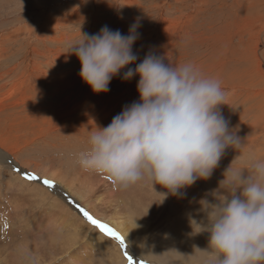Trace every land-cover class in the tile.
Instances as JSON below:
<instances>
[{
  "label": "rangeland",
  "instance_id": "374dc122",
  "mask_svg": "<svg viewBox=\"0 0 264 264\" xmlns=\"http://www.w3.org/2000/svg\"><path fill=\"white\" fill-rule=\"evenodd\" d=\"M101 1L102 0H0V35H2V37H0L2 44H0L4 47H10L12 51H19L13 56L14 61L12 63L4 64L0 60V72L4 71L15 75L14 80H10L9 78L5 80L6 88L0 91V99L5 98L9 92L14 94L12 88H16L14 86L16 80L19 77L21 81L23 72L28 68L24 70L25 63H29L32 66L36 64L32 52L33 48L41 45L39 49L43 52H47L42 44L37 41V35L36 37L31 36L33 40L30 42L26 41L27 36L25 37L24 35L23 37L12 38L10 32L20 33V30H27L31 25L32 27H40L42 22L45 21L44 18L50 16V14H52V16L53 14L54 16H61L60 19L64 22L67 18L74 19L75 17L73 16L76 14L78 17H86L89 15L87 19L90 22H94V19H97L96 31L91 27L94 23L90 25V23L87 24L86 22V26L83 27V29H86L90 26L89 35L98 33L105 25L112 30H119L123 35H127L130 25L134 22H138L141 27L139 26L137 31L140 34L139 39L142 41L137 46L138 49L135 45L132 46V50H134L133 53L137 55L138 59L135 63L127 65L121 70L119 75L110 81L109 89L113 90L117 95L113 107L105 105V109H103V107L97 108L101 110L107 109L105 112L110 114L106 116L104 120L108 122L107 125L110 124L115 115L121 112L125 105L139 100V94L137 93L135 95L133 90L134 87L137 86L139 76L135 75L130 80L125 81L121 79L123 73L127 71L128 68L134 69L136 64H139L144 59L146 54L152 53L164 57L163 62L165 64H168L169 60L174 65L187 62L194 64L205 76L218 79L226 93V103L220 105L219 110L229 121L230 128H235L237 130L236 135L241 139L244 145H242L239 150L231 147L225 150L218 167L213 171L212 176L208 180L210 185H214V187L218 185V181L223 179L224 170L232 161V166L234 168H245L248 166L250 159L264 158V101H262L264 98L262 96V92L264 91V0H249L250 2L248 0H134L138 3V7L136 6L132 9H128L125 13H122L124 12L123 10H119V5H116L120 0ZM251 2L254 4L253 6ZM103 8L105 11H103ZM135 8L136 10L138 8V10L136 11ZM106 9H110L108 13ZM133 9L135 10L134 12L132 11ZM72 10H75L74 13H72ZM60 12H62V15ZM65 12L67 13L64 14ZM99 12L106 13L105 15H100ZM189 16L193 17L192 21ZM167 18L173 20V23L178 22V25L182 24L181 27L183 29L172 43L165 38L158 39L160 42L156 47V41L151 37L154 36L151 30L155 27V24L158 23L159 19L166 20ZM252 20L255 21L254 27L252 26ZM244 24H247V26H244ZM78 27L79 26H75L74 30L69 27L68 30L64 31L62 28L60 31H63L69 36L74 35V40L77 41L80 40L77 33L83 30ZM7 28L8 32L10 30L9 33L7 32ZM147 30H149V32ZM42 34L48 38L53 37L49 36L48 32H42ZM12 41H15L14 44H12ZM253 44H257V46L259 44L260 60L253 61V59H251L250 51ZM56 49L57 48H55V50ZM66 51L67 44L64 43V47L61 49L64 62L68 59L67 54L69 52ZM73 56L76 61H79L74 53ZM248 56L250 58H248ZM5 62L7 63V61ZM65 68H69V66H64V69ZM25 76L26 75H24L23 79H25ZM70 79L73 81L72 76H70ZM74 86L73 95L67 96L72 100H76L83 95L85 96V93L89 89V85L87 83H82L81 80H79L77 84L75 83ZM22 88L28 96L24 102L27 103V106L20 105L19 108H16V111H22L21 115L26 117L27 115L33 116L34 113L38 112L34 120L45 119L48 122L55 113L63 110L66 112L77 102H81L80 99L77 102L69 103L66 101L65 97L63 102L62 98H60L61 96L58 98H56V96L51 98L45 95L34 96V101L30 96L35 94V90L28 89L27 87ZM43 90L45 89L43 88ZM104 94V92L95 93V97H103ZM18 97L19 96L15 99ZM7 100L8 99L5 100V103ZM83 109L86 108L83 107ZM40 112L42 114H39ZM97 115L98 113H95L92 117L94 119L93 122L95 124L97 123L96 126L99 127L104 124V121L100 123ZM37 127L38 126H36V128ZM36 128L33 126L32 119L30 120V124L27 127H23L21 133L19 132L21 136L20 142L23 143L21 145L27 152H25L26 155H23L22 158H34V160L45 159L44 161L48 166L42 168L43 170L34 167L33 164L25 167L24 162L19 159V157L18 159L16 158V160L12 158L8 159L7 162H0V221H2L0 222V264H2L4 260L6 264H11L9 260L13 257H18L17 259L21 258L16 264H26L27 262V264H121L122 261H126V264H128L124 254L125 251L133 257L141 254L146 258L145 262H147V264H149V262L150 264H161L160 260L162 257L166 264H173V258L171 259L166 256L164 254L165 252L171 253L172 256H178L174 264H185V262H183L185 261L184 259L189 258V254L187 253L196 252L193 255V258L198 259L195 260L197 261L195 264H202L200 262H203L205 254L199 252V249L202 248L203 250L207 248L208 245L206 243H208L209 234L206 232L203 233L206 235H204V237L202 233L199 234L200 236L190 235L192 229L189 226V216H195L197 220L203 216V213L197 214L194 210L200 207L197 201L210 191V187L207 188V191L205 190V182L200 184L199 181L201 180H197L195 184L192 185L195 187L196 194L190 196L186 194L184 198H178L177 196L169 194L163 203L157 204L154 203L155 201L151 200L148 202V200L145 201V199L152 192L155 194L154 198L159 196L161 199L162 196L158 192L167 191V189L161 187V185L156 184L153 188L149 182L141 181L129 187L135 199L131 207L135 209L136 213L142 215L141 227L137 231L138 234L133 236L134 232L130 233V238L133 237V240L137 243L136 246L133 245V247H131L132 243L129 241V238H126L121 232L124 231L126 225H131L132 221L126 217H122V219L118 221L122 224V231L113 223L107 221L108 217H114V219H116L117 216L114 214L115 206H118L122 209V212L127 215L128 209H126L127 207L123 203L128 201L126 197L128 194L119 189V192L125 195V197L123 198V202L118 203L117 197L115 201V197H112L113 193L111 191H106L103 186L98 192L92 189L98 187L97 180H102L105 182V185H109L112 183L110 178L98 175L88 179L76 171V169L82 170L76 164V153L83 149L86 140L82 139L81 141L66 143L65 145L66 140L64 139V148H61L62 144L59 142L56 134L50 133L47 138L44 139V142H50V144L58 146V150L54 153H48L46 150L50 147L45 146L46 150L44 151L43 145H40L42 144L40 140L36 138L33 139L35 135L37 137L39 127ZM254 137L255 139H253ZM27 138H30V140L33 139V141L28 142ZM254 140L256 141L254 142ZM253 146H255V148H253ZM25 147H29L30 149ZM221 168L222 170L219 173L218 171H220L219 169ZM17 169H19V171H17ZM47 170L50 172H62L64 183L60 179L59 181H61L62 186L72 185V192L67 190L70 196L75 197V194L82 193L83 190H86L88 192L87 196L91 198L90 201L93 202L88 203L83 196L81 199L76 196L79 199L80 205L84 206L95 218L107 223L110 227L118 231L124 237L126 247H121L118 240L107 237L98 229L100 236L95 237V239L98 238L99 240L94 241L95 246L89 249V251H91L90 254H83L86 248L80 250L74 247L79 253L77 257L82 256L78 262H74L73 257H75V254L71 253L74 250L68 249L64 251V235L67 238V235L69 236V233L73 230L61 228L64 222H60V220L55 221V218L58 219V217L64 220V216H66L65 212L63 213L62 209H58L57 207H50V205L47 204V202H50L49 200H47V202L44 201V206H42L43 204H39L40 200H43L45 193L49 191L55 198L63 201L66 207L69 208V204L71 203L68 200L65 202L64 196L58 193L53 186L50 188L44 185V179L55 180L49 177L50 175L46 174ZM25 172L35 174L38 179L31 181L26 179L24 177ZM59 181L57 179L54 181V184ZM197 183L199 185H197ZM100 193H103L102 196L95 200V197ZM207 198L212 200L211 196ZM104 201L108 203L104 204ZM115 202L118 204L116 205ZM111 203L112 205L115 204V206H112ZM95 205L99 209V213H101L98 217L93 212ZM46 209L53 210L54 212L46 211ZM76 211L75 209V212ZM102 214H104V216ZM80 217L82 218L83 215ZM137 220L138 218L136 221ZM84 221L86 222L87 220L84 219ZM175 222L178 223L176 226L172 227V224ZM198 237L201 238L198 239ZM171 238H173V241ZM168 240L169 243L167 246L160 247ZM148 256H155V258L160 260L156 259L152 261L154 259H149ZM134 260L139 262L138 258L136 259L134 257Z\"/></svg>",
  "mask_w": 264,
  "mask_h": 264
},
{
  "label": "clouds",
  "instance_id": "9594fccd",
  "mask_svg": "<svg viewBox=\"0 0 264 264\" xmlns=\"http://www.w3.org/2000/svg\"><path fill=\"white\" fill-rule=\"evenodd\" d=\"M139 26L134 22L123 35L105 25L67 44L66 52L80 61L78 75L94 93L108 92L110 81L138 59L132 46ZM163 61L148 53L123 73L125 81L139 76V100L125 105L106 127H97L76 153L82 170L107 176L118 189L141 181L161 185L167 191L158 192L157 203L169 194L184 198L181 190L208 180L227 148L243 145L219 110L226 103L220 81L190 62ZM232 162L217 188L197 201L194 211L203 216H189L190 235L209 234L207 248L200 249L202 264H264V158L250 159L245 168Z\"/></svg>",
  "mask_w": 264,
  "mask_h": 264
},
{
  "label": "bare ground",
  "instance_id": "6f19581e",
  "mask_svg": "<svg viewBox=\"0 0 264 264\" xmlns=\"http://www.w3.org/2000/svg\"><path fill=\"white\" fill-rule=\"evenodd\" d=\"M135 1L134 0H120V1H118L116 3V5H119V10H123L124 11L122 13H125V11L127 12L128 9H132V8H134L136 6L138 7V3L135 2ZM251 1H253V0H251ZM44 2H46V1H44ZM109 4L113 5L111 3H109ZM230 4H231V2H230ZM251 4H252V6L254 5L252 2H251ZM139 6H140V4H139ZM102 7H103V5H102ZM32 8H34V7H32ZM110 9H111V7H110ZM116 9H117V7H116ZM174 9H175V5H174ZM109 10H107V13H108ZM135 10H136V8H135ZM135 10L133 9L132 11L134 12ZM137 10H138V8H137ZM36 11H38V10H36ZM74 11L75 10H72V13H74ZM103 11H105L104 8H103ZM62 12H60L61 15H62ZM67 12H65L64 14H66ZM105 13L104 12H99L100 15H105ZM240 13H241V11H240ZM240 13H238V14H240ZM241 15H244V14H241ZM235 16H238V15H235ZM42 17H44V16H42ZM60 17H58L57 15L54 16V14L52 16V14H50V16H46L44 18L45 21H43L42 24L40 23L41 24L40 27H32V25H31V26H29L27 28V30L26 29L24 30V29L21 28L23 26H21L20 28L22 30L19 31L20 33L13 32L12 30H11L12 32H10V30H9V32L11 33L12 38H18V37H21V36L23 37V35H24L25 37L27 36V40L26 39L25 40L26 41H30V42L33 40L31 38V36L32 37L33 36L36 37V35H37L38 36V38H37L38 40L37 41H39V43L42 44L43 48H45V50H47V52H43L41 49H39V47L41 45L34 47L32 52H33V55L35 57L36 64H34L32 66L29 63H25L24 64V70L27 67L28 68H27V70H25V72H23L22 80L20 81L19 77L16 80V84L14 85L16 88H12L13 89L12 92L14 94L9 92V94L5 98L0 99V162H7L8 159H12V158H14L16 160V158L18 159V157H19V159H21L24 162L25 167H27L28 165L33 164L34 167H38L41 170H43L42 168H45L46 166H48L46 164V162L44 161L45 159L44 160H42V159L34 160V158L33 159L22 158V156L23 155L25 156L27 152H26V150L23 149V147L21 145L23 143L20 142L21 141L20 133H21L23 127H27L30 124V120L33 119V126H35V128H36V126L39 127V128L37 127L38 128V133L35 131L37 133V137L35 135L33 137V139L36 138L37 140H40V142L42 143L40 145H43L42 147H44V151L46 150V148H45V146H46V147H50L49 148L50 150L47 149L46 152L54 153V152H56L58 150L57 149L58 146L52 145V144H50V142H44V139H46L47 136L50 133H55L56 134L59 142L62 144L61 148H64V139L66 140L65 145H66V143L79 141V140L81 141L82 139L86 140L90 136V134L92 132H95L97 130V126H96L97 123L95 124L93 122L94 119H93L92 116L95 113H98L97 116L99 118V122L102 123L105 120L106 116L110 115V114L105 112L107 109L106 110H101V109H97V108L98 107H103V109H105L106 106H108V105L113 107V105L115 103L117 95L114 93L113 90H109L108 92H106L103 95V97L97 98V97H95V93L92 91L90 86H89V89L87 90V92L85 93V96L83 95L80 98L78 97L76 100H72L70 97H67L68 95H73V90L75 88V86H74L75 83L77 84L79 80H81L82 83H85V82L78 75V73L80 71V68H81V64H80V61H76L75 60V57L73 56V53H68L67 54L68 59H66V61L64 62V56H62V54H61V49H62V47H64V43L68 44L70 42H74L75 41L74 40L75 36L74 35L69 36V35L65 34L63 31L64 30H68L69 27L74 30L75 26H79L78 27L79 29L80 28L83 29V27L86 26V22H87V24L90 23V25H92V23H94V25L91 26V27H93V30H95L96 24H97V21H96L97 19H94L95 20L94 22H90L87 19V17H89V15H87L86 17L85 16L78 17V15L76 14L75 16H73V17H75L74 19H68L67 18V20L64 22V21H61ZM248 17H249V15H248ZM97 18H98V16H97ZM189 18H191L190 20L192 21L193 17L189 16ZM41 20H40V22H41ZM181 26H182V24L178 25V22L177 23H173V20L168 19V18L166 20H163V19L160 20L159 19L158 23L155 24V27L151 30L152 31L151 33H153V35H154V36H151V37H152L153 40L156 41L155 42L156 47L158 46V44L160 42V41H158V39L165 38L170 43H172L173 40L175 39V37L178 36L179 32L183 29ZM244 26H247V24L246 25L244 24ZM252 26L253 27L255 26V21L254 20H252ZM62 28H63V31H60ZM144 29H146V28H144ZM244 30H245V27H244ZM147 31L149 32V30H147ZM7 32H8V28H7ZM42 32L43 33L48 32V35L49 36H53V37H51V38L45 37L44 34H42ZM89 32H90V26H88L86 29H83V30L79 31L77 34L80 37V39H82V33L89 34ZM147 35H148V33H147ZM0 37H2V35H0ZM1 41H0V43H1ZM141 41H142L141 39H138V40H136V42L133 45H135V47L137 48V46L140 44ZM14 42L12 41V44H14ZM1 44H0V60H1V62H3L4 64L12 63L14 61V57L13 56L16 55L19 51L18 50L12 51L10 49V47H8V46L4 47V46H1ZM52 46H54V47H52ZM258 46H259V44H258ZM258 46H257V44H253L252 45V48H251V51H250V56H251V59H253V61L260 60V58H261ZM55 48H57V49L55 50ZM136 48H133V49H136ZM132 51H134V50H132ZM9 54L12 55V56H10ZM248 58H250V57L248 56ZM5 61H7V63ZM64 66H69V68H65L64 69ZM24 75H26L25 79H23ZM14 76H15L14 74H10L8 72H4V71L0 72V91L4 90L6 88V85H5L6 81L5 80L7 78H9L10 80H14ZM70 76H72V79H73V81L75 83L73 81H71ZM19 81H20V83H19ZM256 86L258 87L257 84H256ZM22 87H27L28 89L35 90V94L30 96V97H32V99L36 95L37 96H44L45 95V96H50L51 98H53L54 96H56V98L61 96L60 98H62L63 102H64V97H65L66 101L69 102V103L77 102L80 99H81V102H77L72 108H70L66 112H64V110H63L61 112L55 113L53 115V117H51L48 120V122L45 119L34 120V118L37 116L38 112L34 113L33 116L32 115H27V117H26V116H22L21 115L22 111H16V108H19L20 105H25V107L27 106V103H24V102H25V100H26V98L28 96L26 95V93L24 92ZM42 87L45 90H48V89L49 90L45 91V90H43ZM133 90L135 92L134 94L136 95L138 93L137 92V87H134ZM17 96H19V97L17 99H15ZM262 96L264 97V91L262 92ZM6 99H8V100L5 103ZM262 101H264V98H263ZM33 103H35V102H33ZM83 107H85L86 109H83ZM39 114H42V113L40 112ZM107 124H108V122L104 121V124L102 126L100 125L99 127H106ZM27 139H28V142L29 141L30 142L33 141V139H31V140H30V138H27ZM253 139H255V137ZM255 141L256 140H254V142ZM19 142H20L21 146L19 145ZM59 142H57V143H59ZM26 146H28V145H26ZM25 148L28 149L29 147H25ZM253 148H255V146H253ZM246 149H248V148H246ZM248 150H250V149H248ZM251 153H252V151H251ZM219 170L220 171H218V172L220 173L222 168L219 169ZM76 171L79 172L82 176H84V177H86L88 179L98 176L97 174L86 172V171L80 170V169H76ZM46 174L50 175L49 177L55 179L53 181H56L57 179L59 181V179H60L64 183V178L62 177V172H54V171L50 172L49 170H47ZM99 176H101V175H99ZM208 180H201V181L198 180V181L200 182V184L201 183L203 184L204 182L206 183V185H205L206 186V189H205L206 191L208 190L207 189L208 187H210L209 188L210 190L217 188L218 185H215V187H214V185H210ZM61 181H59L58 183H55L54 184L55 186L53 185V187L55 188V190L58 193H60L62 196H64V201L65 202H66V200L71 202L69 204L70 211H69V208L64 205V202L60 201L58 198H55L51 194L50 191L45 193V196H44L43 200H40L39 204H43L42 206H44L45 205L44 201L47 202V200H49L50 202L49 203L47 202V204L50 205V207H53V208L57 207L58 209H62L63 213L65 212L66 216H64V220H62L61 218L58 217V219L55 218V221L60 220V222L61 221L64 222V225L61 228H69V229L73 230L71 233H69V236L67 235V238L64 235V244H65L64 245V251L68 250V249L74 250L73 252H71L72 254H75V257H73V261L74 262H78L79 259L82 256H78L77 257V255H79V253H78V251L75 250L74 247H76V248H78L80 250L86 248L85 251H83V254H90L91 251H89V249L94 248V246H95V242L94 241H98L99 240L98 238L95 239V237L100 236V232L98 231L97 228H95L94 226H91L88 221L85 222L84 221V219H85L84 217H82V218L80 217L83 214H81L79 209L76 207L77 204L80 205L79 199H81L82 196H83V198L86 199V201L88 203H92L93 202V201H90L91 198H89L87 196L88 192L86 190H83L82 193L75 194L79 199L75 195H74L75 197L70 196V194L67 192V190L72 192V189H71L72 185L62 186L61 185ZM97 184H98V187L97 188H92L93 191L98 192L99 190H101V187L103 186V188L106 191H111L113 193L112 197H115V201H116V197H117V199H118L117 202L118 203L123 202V198L125 197V195L121 194L119 192L120 190L118 188H116L113 185V183H110L109 185H105V182H103L102 180H97ZM197 185H199V184L197 183ZM121 191H123L124 193L128 194L126 196L128 198V201L123 203V204L126 205L127 208L126 207L125 208L128 209V213H127V215H125L124 212H122V209H120L118 206H115V204L116 205L118 204L117 202H115V204H113L115 206L114 207V214L117 217H116V219H114V217H112V218L108 217L107 221H109L110 223H113L119 230L122 231V228H121L122 224L119 223L118 221L121 220L122 217H124V218L126 217L127 219H130L132 221V224L131 225H126L125 228H124V231H122L121 233H122V235H125L126 238H129V241L132 243V245L131 244L130 245H131V247H133V245L136 246L137 243L133 240V237L130 238V233L134 232L133 236L138 234L137 231L141 227V217H142V215L136 213L135 209L131 207V204L135 200L134 196H132V193H133L132 190L130 188H128V189H123V190L121 189ZM181 191L182 192H186V194L188 196H190L192 194H196L194 186L188 187L187 189L181 190ZM102 194L103 193L98 194L95 197V200L99 199L100 196H102ZM154 196H155V194H154V192H152L149 196L146 197L145 201L148 200V202H149V201L152 200V201H155L154 203L157 204V201L160 200V197L156 196V198H154ZM107 201H104V204L108 203ZM63 205H64V207H63ZM111 205H112V203H111ZM80 206L83 207L86 210V208L84 206H82V205H80ZM94 208L95 209L93 210V212L95 213V215L97 217L100 216L101 213H99V211H98L99 209L97 208L96 205L94 206ZM75 209L77 210L76 212H75ZM151 209H152V207H151ZM46 211L54 212L53 210H50V209H46ZM47 213H49V212H47ZM102 215L104 216V214H102ZM130 215H134V216H130ZM105 218H106V216H105ZM137 218H138V220L136 221ZM0 222H2V221H0ZM177 223L178 222H175L174 224H172V227L176 226ZM170 231H171V229H170ZM128 235H129V237H128ZM202 235L204 237L205 234L202 233ZM202 235H201V237H202ZM200 238L198 237V239H200ZM171 239L173 241V238H171ZM199 242H203V241H199ZM168 243H169V240L167 242H165L160 247L167 246ZM206 244L208 245V243H206ZM199 252H201V251H199ZM195 253H187V254H189V258L188 259H184L185 261H183V262H185V264H195L197 262L195 260H198V259L193 258L194 257L193 255ZM164 254L166 256H168L169 258H171V259L173 258L172 259V261H174L173 264L176 262L175 260H177V258H178V256H174V255L172 256L171 253H168V252H165ZM23 257H25V256H23ZM134 257L136 259L138 258L139 261H141V260L145 261V259H146L141 254H139L137 256H134ZM17 258L18 257L11 258L9 260V263L16 264L21 259V258L20 259H17ZM148 258L149 259H154L152 261H155L157 259V258H155V256H148ZM157 260H160V259H157ZM4 261L2 262V264H4V263L6 264V262H4ZM168 261H169V259H168ZM160 263L161 264H166V262H165L163 257L160 260ZM200 263H202V262H200ZM65 264H67V263H65ZM121 264H126V261H122ZM137 264H138V262H137ZM167 264H169V263H167Z\"/></svg>",
  "mask_w": 264,
  "mask_h": 264
},
{
  "label": "snow or ice",
  "instance_id": "6c2138e0",
  "mask_svg": "<svg viewBox=\"0 0 264 264\" xmlns=\"http://www.w3.org/2000/svg\"><path fill=\"white\" fill-rule=\"evenodd\" d=\"M19 171V169H17ZM24 177L28 180H37L38 177L33 173H24ZM44 185L48 187H52L54 184V181L49 179H44L43 181ZM76 207L79 209V211L83 214V217L94 227L99 229V231L103 234H105L107 237L116 239L120 242L121 247H126L124 243V237L116 231L113 227H110L107 223L102 222L101 220L95 218L93 215H91L87 210H85L83 207H81L79 204L76 205ZM125 256L128 261V264H137V262L134 260V257L129 255L127 251H125ZM138 264H147V262L141 260L138 262Z\"/></svg>",
  "mask_w": 264,
  "mask_h": 264
}]
</instances>
